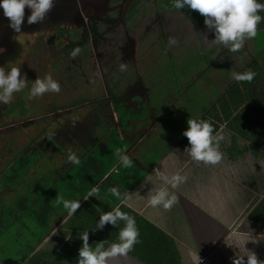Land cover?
I'll return each instance as SVG.
<instances>
[{"label": "crops", "instance_id": "0c3cea01", "mask_svg": "<svg viewBox=\"0 0 264 264\" xmlns=\"http://www.w3.org/2000/svg\"><path fill=\"white\" fill-rule=\"evenodd\" d=\"M258 14L264 18V11ZM258 33L264 34V19ZM246 42L235 54L242 52L249 59H238L239 66L237 59L227 63L236 73L250 62L258 65L246 95L264 118V41L258 51L257 40ZM151 94L144 87L128 93L119 110L134 117L122 124L112 105H63L49 110L54 118L51 137L31 152L36 157L14 186L0 185L2 198L11 199L14 191H20L3 204L12 211H5L0 241L11 242H0V264H78L83 232L88 231L93 248L101 241H106L105 247L117 241L123 221L93 231L101 212L116 206L135 218L140 233L128 259L116 264H195L196 254L207 256V264H232L231 258L239 252L227 245L235 243L234 234L249 230L257 243L245 247L262 260L264 224L249 220L247 214L264 196V152L253 149L239 112L234 111L216 130L225 136L220 144L222 161L215 166L198 164L179 144L188 125L180 127L172 105L150 104ZM118 149L133 160V167H123ZM69 152L76 153L79 165L66 162ZM155 170L188 177L178 188H169L177 197L171 211L148 204L150 195L163 186ZM92 179L95 182L85 188ZM97 185L99 193L85 200ZM113 187L119 189L121 199L111 195ZM126 192L130 196L125 199ZM57 197L79 200L80 208L69 216L62 204L57 205Z\"/></svg>", "mask_w": 264, "mask_h": 264}, {"label": "rangeland", "instance_id": "374dc122", "mask_svg": "<svg viewBox=\"0 0 264 264\" xmlns=\"http://www.w3.org/2000/svg\"><path fill=\"white\" fill-rule=\"evenodd\" d=\"M71 1V9L79 16V21H70L69 16L56 18L52 13L58 11L53 10L43 23L30 26L27 23L30 10L25 8L24 23L20 33L14 32L8 26L9 21L4 16L3 9H0V48L5 49L0 53V67L9 69L19 66L21 74L28 80V87L14 94L11 105L0 103V175L2 176L5 174L4 166L14 156L27 151L35 152L36 148L40 147V143L46 142L47 137H51L50 127L54 118L49 110L53 105H67L69 100L81 101L88 96L91 98L105 94L104 84L97 70H95L96 76L89 74L88 78L86 77L88 81L94 82L93 90L88 93L77 91L71 95L74 82L70 83L61 70L52 67L51 57L58 53L47 40V38L53 39L52 24L56 23L71 29L83 27L85 5L82 4L99 0ZM161 2L164 0L139 1L141 8L145 10L138 17L134 32L129 33L133 37H138V40L135 38L134 49L131 44L137 65L136 70L131 71L130 77L134 78L135 74H138L141 85L152 93L149 96L150 104L172 105L174 114L178 115L176 118L182 122L180 127L183 128L187 125L188 119H196L200 115L201 107H207L222 92L229 78H232L235 69H231L232 65L227 63L228 59H237L235 65L239 66L238 59L241 61L249 58L243 56L242 52L236 55L223 46L213 43L214 33L206 28L204 18L198 12L191 10L185 12L186 14L180 11L168 13L155 8V5L160 7ZM169 37L176 38L178 44L168 47ZM255 40L258 45L255 50L258 51L264 41V34L258 33ZM82 52L84 48H81V53L77 57L90 59ZM47 74H51L53 79L59 82L61 91L58 94L47 93L29 100L28 92L32 82L36 78H44ZM124 79L116 83L118 90H121L120 88L125 84ZM110 83L105 81L107 88ZM77 87L81 89L82 84L76 83L75 88ZM82 94L87 95L83 97ZM33 156L36 157L35 154ZM1 180L2 177L0 183ZM17 192L11 194V199L0 197V204L9 203V200L18 197L20 191ZM5 240L0 242H11L9 239ZM261 257L264 261V253Z\"/></svg>", "mask_w": 264, "mask_h": 264}, {"label": "clouds", "instance_id": "9594fccd", "mask_svg": "<svg viewBox=\"0 0 264 264\" xmlns=\"http://www.w3.org/2000/svg\"><path fill=\"white\" fill-rule=\"evenodd\" d=\"M54 6V0H0V9H3V14L9 21L8 26L16 33L21 32L25 8L30 10L27 23L31 25L43 23ZM172 7L177 10L188 8L198 12L203 16L206 28L214 33L212 42L233 53L241 51L247 40L257 37L258 25L264 19L258 14L264 11V3H259L258 0H172ZM177 44L176 38L169 37L168 47ZM4 51L5 49L0 48V53ZM80 52V48L74 49L70 53L71 58L75 59ZM127 68L126 62L121 61L118 64V69L121 72H126ZM256 75V72L251 69L240 73H232L233 79L238 83H251ZM27 87L28 80L26 76L21 74L19 66H13L9 69L0 67V103L5 105L12 103L14 94L22 92ZM60 91L59 82L53 79L51 74H47L44 78H36L32 82L28 99H36L47 93L58 94ZM187 125V129L182 135L187 138L189 146L184 149V152L190 156L192 161L198 164L203 163L211 166L219 164L224 156V153L220 151V144L225 140L223 132H216L210 120L188 119ZM116 155L119 156L123 167L130 168L134 166L133 160L119 149ZM66 162L75 165L81 163L74 152H69ZM155 172L163 186L150 195L148 204L153 208L162 207L165 211H171L177 202V197L169 191V188H178L187 181L188 177L179 172L172 174L161 170H155ZM109 191L117 199L122 198L118 188L113 187ZM98 193L99 186L97 185L91 189L84 199L87 200ZM128 196L130 195L126 192L123 198L126 199ZM56 203L57 205L62 204L69 216H73L80 208L79 200H65L63 197H57ZM120 221L124 222V226L119 229L117 241L107 247H105L106 241H101L96 243L93 248L89 244L88 231L79 236L82 245L78 250V264H116L118 261L128 259V254L140 242V233L134 217L121 211L120 206H116L110 211L101 212L93 231L102 230L109 224L116 227ZM70 238L69 234L66 239ZM234 239V244L227 245L238 249L239 252L231 258L232 264H264V261L257 258L254 251L245 247L248 242L257 243L251 230L248 233L238 232L234 234ZM195 264H201V258L198 254L195 257Z\"/></svg>", "mask_w": 264, "mask_h": 264}, {"label": "flooded vegetation", "instance_id": "af4514ba", "mask_svg": "<svg viewBox=\"0 0 264 264\" xmlns=\"http://www.w3.org/2000/svg\"><path fill=\"white\" fill-rule=\"evenodd\" d=\"M139 1L99 0L89 3L84 2L85 4H82L85 5L83 6L85 7V24L83 27L79 26L71 29L61 27L56 23L52 24L51 27L54 31L53 39L47 38V40L52 47L56 48L58 53L51 57V64L53 68L61 70L70 83L74 82L71 95L77 91L88 93V91L94 89V82L88 81L87 76L89 74L93 77L96 76L95 70L99 73L105 89V94L101 95L102 97L100 96V104L104 101H110L108 98V88L115 91L118 90L116 83L121 79L125 78V84L120 88L121 90H118V92L123 93V105H125V100L128 98L127 95L130 91H136L144 87L141 85L142 83L138 78V74H135L134 78L130 77L131 71L136 70L137 65V61L132 54L131 44L134 49L135 38L138 40V37H133L129 33L134 32L137 26L136 21H138L141 12L145 10L141 8ZM55 2V6L51 11L57 10L58 12L52 13L54 17L69 16L70 21H79V16L74 14L71 9V0H56ZM155 8L157 9L156 5ZM92 20H95L94 24L97 27V33L94 36H89L90 21ZM85 35H87V38L82 45L72 46L75 41L80 40ZM76 48H84L82 54H87V57L90 59L71 58L70 53ZM121 61L127 63L128 68L126 72H121L118 69V64ZM105 81L111 82L108 88L105 85ZM76 83L82 84V88H75ZM86 95L82 94L83 97ZM96 99L98 100L99 98L94 97L91 101L88 96L87 99L82 98L81 101L69 100L67 105H76L77 103H80L79 105L98 104ZM9 105L11 103L7 104V106ZM57 106L53 105L52 108Z\"/></svg>", "mask_w": 264, "mask_h": 264}, {"label": "trees", "instance_id": "16d2710c", "mask_svg": "<svg viewBox=\"0 0 264 264\" xmlns=\"http://www.w3.org/2000/svg\"><path fill=\"white\" fill-rule=\"evenodd\" d=\"M161 3L160 7H157L156 5L157 9L163 10L168 13L180 11L186 14L187 12L191 11L188 10V8H183L180 10L173 8L172 0H164V2ZM94 21L95 20L90 21L89 36H94L97 33V27L95 26ZM86 38L87 35H85L80 40L75 41L72 46L82 45ZM248 69H251L252 71L256 72V74H258V65L251 62L242 66L238 73ZM249 84L250 83L248 82L238 83L234 79L228 82L222 92L207 107L203 108L201 115L198 117L197 120H210L213 123V127L216 131L218 129V126L222 122L228 120V118L234 111H238L253 144V149L255 148L264 152V118L257 105L253 101L247 100L246 87ZM108 89V98L110 99V101H104L102 104H105L106 106H108V108L110 105H112V108L118 115V120L119 122H121V124L125 121L132 120L134 117L133 113L128 110H126L127 112H121L119 110L124 103L123 93L115 91L111 88ZM97 98L99 99H96V102L100 104V96ZM89 99L92 101L94 97H91ZM179 142L180 146L184 149L189 146L188 140L184 136L181 137ZM33 160L34 156L30 151L14 156L4 166L3 170L5 174L4 176H2V174L0 175V177H2L0 184H5L10 187L14 186L18 182L23 171L33 162ZM94 182L95 179H92V181L87 182V186L85 188H88ZM42 200L43 198L40 199V201ZM5 211H7L6 213L9 214L10 211H12V208L5 209L4 206L0 204V231L5 224L3 219ZM18 211L19 209H17V212ZM39 217L40 215H38V218ZM247 218L253 222L264 224V196L247 214Z\"/></svg>", "mask_w": 264, "mask_h": 264}, {"label": "built area", "instance_id": "2783aa9c", "mask_svg": "<svg viewBox=\"0 0 264 264\" xmlns=\"http://www.w3.org/2000/svg\"><path fill=\"white\" fill-rule=\"evenodd\" d=\"M201 264H207L208 263V258L207 256H201Z\"/></svg>", "mask_w": 264, "mask_h": 264}]
</instances>
